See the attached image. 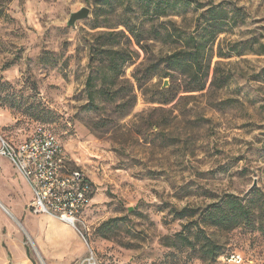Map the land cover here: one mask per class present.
<instances>
[{
  "label": "rangeland",
  "instance_id": "obj_1",
  "mask_svg": "<svg viewBox=\"0 0 264 264\" xmlns=\"http://www.w3.org/2000/svg\"><path fill=\"white\" fill-rule=\"evenodd\" d=\"M194 3L149 16L143 0H0V137L18 145L45 127L93 184L62 264H264V0ZM81 6L89 16L67 25ZM212 7L236 23L208 27ZM208 29L206 84L189 91L166 57L188 49L179 35ZM112 31L117 41L102 46ZM100 46L122 54L116 66ZM20 178L0 156L15 212L28 210ZM228 196L249 219L205 222ZM24 240L33 264H47Z\"/></svg>",
  "mask_w": 264,
  "mask_h": 264
},
{
  "label": "built area",
  "instance_id": "obj_2",
  "mask_svg": "<svg viewBox=\"0 0 264 264\" xmlns=\"http://www.w3.org/2000/svg\"><path fill=\"white\" fill-rule=\"evenodd\" d=\"M0 156L28 184L33 196L29 212L55 216L78 230L79 217L94 195L93 184L71 168L69 155L55 133L38 126L18 145L0 137Z\"/></svg>",
  "mask_w": 264,
  "mask_h": 264
},
{
  "label": "trees",
  "instance_id": "obj_3",
  "mask_svg": "<svg viewBox=\"0 0 264 264\" xmlns=\"http://www.w3.org/2000/svg\"><path fill=\"white\" fill-rule=\"evenodd\" d=\"M194 1L195 0H143L146 10L145 12H147L149 16H158V14H165L169 9H173L176 4L182 3L184 6H189L190 4H193ZM208 12H210V20H207L208 27L215 25L217 26V28H219L221 24L230 23V21L232 24L236 23V21L232 20V18L227 20L228 18H226L224 9H220V11H215V7H212L208 9ZM207 26L206 28H208ZM207 32L210 35L206 38L202 37L200 39H198L196 35L192 33L186 35L183 38L181 37V35H179L178 39H176V42L184 43V46H187L188 49H177L174 53L166 57V61L169 65L174 68L176 67L181 73L188 74L191 82V84L188 86L189 91L202 90L204 89L206 84L205 79L208 76L210 66L209 61L206 58L205 47L208 41H213L215 39L216 29H208ZM115 34L116 33H114V31L109 32L105 36V40L103 41L102 46H104L105 44L110 46L112 45V43L116 42L117 39L114 37ZM156 36L161 37L163 41L171 40L170 33L168 32L160 36L158 31ZM262 51L264 53V50ZM98 52H105L109 54V68H113L114 66H116V56L119 57L120 55H122L118 51H115L110 48L104 49L101 46L100 48H97L95 53L97 54ZM219 54L220 56L226 55H221V53ZM221 81L222 82L219 86H222L223 83L226 82L225 79H222ZM89 99L91 100V104H93L92 93H90ZM225 200L223 204L222 202L220 204L216 203L206 208V210L201 213L202 219L210 225L213 224L219 226H233L237 223V219H249V209L245 205L241 204L239 200H237L233 196H228ZM184 212L185 209H179V211H177V215L182 216L184 215ZM184 240H186L191 246L194 245L193 241H190L188 238H184ZM202 246L204 248L203 250L207 253H210L212 258H215L220 254L212 238H206V241L203 242Z\"/></svg>",
  "mask_w": 264,
  "mask_h": 264
},
{
  "label": "crops",
  "instance_id": "obj_4",
  "mask_svg": "<svg viewBox=\"0 0 264 264\" xmlns=\"http://www.w3.org/2000/svg\"><path fill=\"white\" fill-rule=\"evenodd\" d=\"M23 181L29 191L26 202L28 206L33 196L28 184ZM10 200L11 197H6L0 192V264H33L25 240L23 241L25 237L35 243L47 264H62L60 256L67 254L70 241L76 240V230L55 216L34 215L27 209L15 212L11 210ZM71 252L73 256L78 255V251Z\"/></svg>",
  "mask_w": 264,
  "mask_h": 264
},
{
  "label": "water",
  "instance_id": "obj_5",
  "mask_svg": "<svg viewBox=\"0 0 264 264\" xmlns=\"http://www.w3.org/2000/svg\"><path fill=\"white\" fill-rule=\"evenodd\" d=\"M90 13V8L86 6H81L79 10L73 11L69 14V17L66 21L67 25L75 26V22L79 21L80 19L87 18Z\"/></svg>",
  "mask_w": 264,
  "mask_h": 264
}]
</instances>
